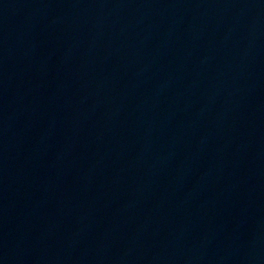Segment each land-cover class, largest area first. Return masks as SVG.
Wrapping results in <instances>:
<instances>
[{
    "label": "water",
    "instance_id": "95a60500",
    "mask_svg": "<svg viewBox=\"0 0 264 264\" xmlns=\"http://www.w3.org/2000/svg\"><path fill=\"white\" fill-rule=\"evenodd\" d=\"M207 264H264V104Z\"/></svg>",
    "mask_w": 264,
    "mask_h": 264
}]
</instances>
